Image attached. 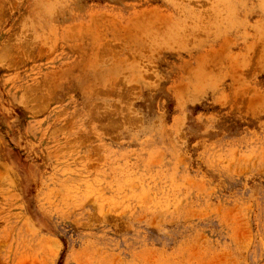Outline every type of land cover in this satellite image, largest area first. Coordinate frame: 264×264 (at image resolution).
<instances>
[{
    "label": "rangeland",
    "instance_id": "rangeland-1",
    "mask_svg": "<svg viewBox=\"0 0 264 264\" xmlns=\"http://www.w3.org/2000/svg\"><path fill=\"white\" fill-rule=\"evenodd\" d=\"M0 264H264V0H0Z\"/></svg>",
    "mask_w": 264,
    "mask_h": 264
}]
</instances>
